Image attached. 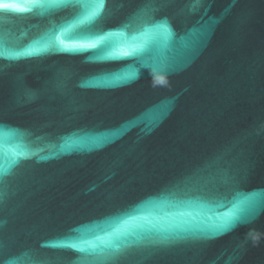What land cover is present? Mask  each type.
Returning <instances> with one entry per match:
<instances>
[{"label": "water", "instance_id": "95a60500", "mask_svg": "<svg viewBox=\"0 0 264 264\" xmlns=\"http://www.w3.org/2000/svg\"><path fill=\"white\" fill-rule=\"evenodd\" d=\"M3 2L0 264H264V0Z\"/></svg>", "mask_w": 264, "mask_h": 264}, {"label": "snow or ice", "instance_id": "6c2138e0", "mask_svg": "<svg viewBox=\"0 0 264 264\" xmlns=\"http://www.w3.org/2000/svg\"><path fill=\"white\" fill-rule=\"evenodd\" d=\"M31 5L33 8L40 9L41 13L46 12L48 9L55 7L71 6L73 8L82 9L83 11L79 13L78 18L75 20V23H73L70 26L72 28H75L77 26H88L90 22H94L95 18L98 16L100 11V5L91 2V0H31ZM14 7L15 6L13 4L3 2V0H0V9L12 10L14 9ZM68 31H69V27H66L64 25H61L60 27L53 26L52 30L49 32L47 38L44 40L43 43H40L37 46H33L25 51H20L15 53H9L4 48V41L0 40V56H12L14 58H19V57L40 55L50 51L75 52L83 48L100 49L103 51L112 46L111 38L113 36L122 34L118 32H108L107 34L96 35L95 37L90 38L91 41L90 43L83 45L69 46L65 44V41L62 38ZM138 51L139 49L133 46L127 51L110 53V55L132 56L135 55ZM97 58L105 59L106 57L100 56ZM25 95L30 99L33 93L31 92V90L25 88ZM234 219L235 217L229 219H223L218 223L209 224L208 227L213 233L216 232L222 233L234 226ZM167 240L168 237H163L158 242L165 243L167 242Z\"/></svg>", "mask_w": 264, "mask_h": 264}]
</instances>
